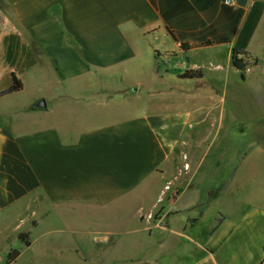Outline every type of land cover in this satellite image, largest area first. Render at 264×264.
<instances>
[{
	"label": "crops",
	"instance_id": "0c3cea01",
	"mask_svg": "<svg viewBox=\"0 0 264 264\" xmlns=\"http://www.w3.org/2000/svg\"><path fill=\"white\" fill-rule=\"evenodd\" d=\"M260 69L264 0H0V261L264 264Z\"/></svg>",
	"mask_w": 264,
	"mask_h": 264
},
{
	"label": "rangeland",
	"instance_id": "374dc122",
	"mask_svg": "<svg viewBox=\"0 0 264 264\" xmlns=\"http://www.w3.org/2000/svg\"><path fill=\"white\" fill-rule=\"evenodd\" d=\"M242 62L246 66V62L244 61ZM259 72H261L264 75L263 69H260L257 73ZM244 105L245 104H243V106ZM242 110H246V107H243ZM253 121L254 120H251V119L246 120L245 118H240L239 123L241 124L244 132H246V130L249 131L247 127L249 122H250V126L253 127ZM231 123L232 122L228 120V122H226V125H224V129L221 132V134H218V148H219V145L221 144L228 143L229 144L228 147H231L232 146L231 144L234 143V139L237 136L236 134L231 133L232 132L231 126H230ZM244 136L242 135L238 138V145H242L243 141L245 142L247 141L248 137H246V135ZM243 167H242L243 169H241L239 176H238L239 181L237 184L238 185L237 193H239L240 195L243 194L241 197L248 195V193L251 196V193L248 191V188H252V189L254 188L255 191L258 193L259 192L264 193V152L257 150V152L254 153V157H252L251 159L249 158L247 164L245 163ZM235 192L236 190L234 191V189H232L230 192L225 193L223 196H219L217 203H211L207 207L203 222L201 224V230H200L201 233L208 231L209 227L213 223L214 214L216 212H218V216L222 214V215L227 216L229 219L232 218L234 211H236V208L233 207L232 205V201L234 200L232 196L236 194ZM256 198H257L256 195H252L248 199L249 201H255ZM247 202L248 201H245V204ZM240 210H241V207L238 208L237 212H239ZM4 263H5L4 260L0 261V264H4ZM21 264H24V262H22Z\"/></svg>",
	"mask_w": 264,
	"mask_h": 264
},
{
	"label": "trees",
	"instance_id": "16d2710c",
	"mask_svg": "<svg viewBox=\"0 0 264 264\" xmlns=\"http://www.w3.org/2000/svg\"><path fill=\"white\" fill-rule=\"evenodd\" d=\"M236 52L234 53V56H233V64L239 69V70H244L245 69V65L243 64L242 61L238 60L237 59V56H236ZM181 78L183 79H195V78H201L202 77V73L200 71H193V70H188V71H185L183 74L180 75ZM23 89V84H22V81L20 79L17 78V76H15L13 74L12 76V85L0 92V97L2 96H5V95H8V94H12V93H17L19 91H21ZM221 220L218 219V223H220ZM27 237V235H21L20 238L27 244L29 245V242L25 239ZM18 255V252L17 251H13L9 254L8 256V262L7 264H10L12 263L16 257Z\"/></svg>",
	"mask_w": 264,
	"mask_h": 264
},
{
	"label": "water",
	"instance_id": "95a60500",
	"mask_svg": "<svg viewBox=\"0 0 264 264\" xmlns=\"http://www.w3.org/2000/svg\"><path fill=\"white\" fill-rule=\"evenodd\" d=\"M37 107L45 109L47 107L46 102L44 100L38 102Z\"/></svg>",
	"mask_w": 264,
	"mask_h": 264
}]
</instances>
